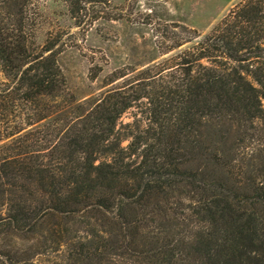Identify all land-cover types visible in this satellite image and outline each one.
Masks as SVG:
<instances>
[{"label": "trees", "instance_id": "16d2710c", "mask_svg": "<svg viewBox=\"0 0 264 264\" xmlns=\"http://www.w3.org/2000/svg\"><path fill=\"white\" fill-rule=\"evenodd\" d=\"M62 1L77 26L108 4ZM30 5L0 0V264H264V0L66 104Z\"/></svg>", "mask_w": 264, "mask_h": 264}, {"label": "rangeland", "instance_id": "374dc122", "mask_svg": "<svg viewBox=\"0 0 264 264\" xmlns=\"http://www.w3.org/2000/svg\"><path fill=\"white\" fill-rule=\"evenodd\" d=\"M240 1L108 0L106 8L94 7L99 20L77 26L62 0H31L28 45L34 53L48 46L55 51L66 79L56 101L84 102L113 87L106 79L115 69L157 57L171 43L164 44L162 35L175 37L180 33L177 25L205 34ZM0 78L5 80L1 65ZM122 120L131 121V113Z\"/></svg>", "mask_w": 264, "mask_h": 264}]
</instances>
